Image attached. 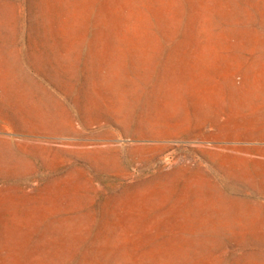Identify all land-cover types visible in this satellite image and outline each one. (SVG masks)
I'll return each mask as SVG.
<instances>
[{
  "label": "rangeland",
  "instance_id": "obj_1",
  "mask_svg": "<svg viewBox=\"0 0 264 264\" xmlns=\"http://www.w3.org/2000/svg\"><path fill=\"white\" fill-rule=\"evenodd\" d=\"M0 264H264V0H0Z\"/></svg>",
  "mask_w": 264,
  "mask_h": 264
}]
</instances>
